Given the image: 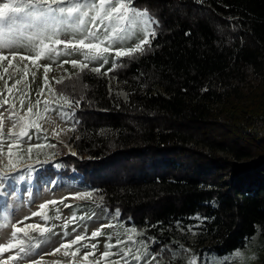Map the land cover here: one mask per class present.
<instances>
[{"label": "trees", "instance_id": "16d2710c", "mask_svg": "<svg viewBox=\"0 0 264 264\" xmlns=\"http://www.w3.org/2000/svg\"><path fill=\"white\" fill-rule=\"evenodd\" d=\"M134 7L158 26L148 51L113 70L129 101L89 69L56 84L80 101L68 140L77 155L59 148L36 180L81 175L168 262L179 248L173 231L197 224L210 252L245 250L264 230V0Z\"/></svg>", "mask_w": 264, "mask_h": 264}, {"label": "rangeland", "instance_id": "374dc122", "mask_svg": "<svg viewBox=\"0 0 264 264\" xmlns=\"http://www.w3.org/2000/svg\"><path fill=\"white\" fill-rule=\"evenodd\" d=\"M2 2V0H0ZM154 19V18H152ZM156 20V19H154ZM157 21V20H156ZM91 25H89L90 27ZM158 24H153L152 27L156 29ZM136 42L135 37L125 41L120 45L123 47L132 46ZM59 48L63 49V45ZM27 53L21 52L20 55ZM80 58L77 56H61L60 60L52 63L46 59L37 62L38 65L51 63V70L48 72V87L43 84L44 70L43 67L33 65L29 60H21L18 55L12 61V67L8 66V62H2V68L8 67V73H0L4 79L0 80V91H3L5 97L9 99V105L0 107V122H2V131L5 136V155L2 157L3 165H7L8 157L6 155L7 143L11 142L8 138V132L11 129L13 133H19L23 126V121L17 123L13 128V122L18 120V116H24L25 120H36L40 125V130L29 128V136L24 137L20 146L19 152L16 148L13 149L14 155L12 157L15 163L18 155L23 156L18 168L15 171L7 173L6 178L0 179V243H7L12 241H24V247L31 248L29 256L19 259L12 264H31V261H40V264H86L83 260L85 251H93L90 247L83 248V244L92 243L97 245L95 256L90 260L99 259L100 254L105 250L106 243L116 244V238L122 243L118 247L112 249L113 252H119L120 249L131 250L136 255L143 256L145 251L144 245H147L149 255L143 256L139 261L134 260L130 255L126 259L129 264H189V261L195 257V264H264V230L260 232L248 243L245 250H239L240 256L236 253L220 257L209 250L207 246L210 244L209 239L201 235L199 231L200 224L191 226L189 228H178L174 230V239L177 241L179 248L174 250L173 259L168 262L157 254L151 253L150 245L147 241L141 239V232L128 233L132 235V243L128 241L127 230L129 229L121 221L120 214H111L101 203L100 198L97 197L95 190L89 185L85 184L83 177L79 174H72L69 177L60 175L57 179H46L43 183H38L36 180L37 169L42 165H48L56 158H52L53 154L64 148L66 152L77 155L76 148L68 143L73 135L74 128V112L68 107L59 108L58 111L44 112L43 101L48 99L51 108H57L53 94L49 92V87L56 90V81L63 78L69 79L78 75L81 70L73 68L72 65L63 64L58 66L64 59ZM122 58L115 57L114 54L108 57V63L101 67V77H106L109 82V91L113 97L118 101H129V92L126 90V85L120 82L113 70L117 68ZM11 59V56H9ZM101 62H93L89 66H100ZM25 66L27 67V75H25ZM1 68V67H0ZM112 68V71H108ZM103 73H107L106 75ZM34 74V75H33ZM11 77V79H9ZM16 80H20V84L16 85L13 93L9 95L4 89V84L7 82L11 86ZM43 89L41 95H37ZM27 94V95H25ZM25 99V106H27L30 99L33 103L37 99L41 100L38 108H34V113L39 111L43 115V119L36 118L33 115L27 114L25 109L20 107L19 100ZM16 107L11 108V104ZM61 105V104H59ZM13 113H18L13 115ZM60 113L66 115L61 118ZM108 133V131L106 132ZM30 137V138H29ZM40 144L42 147L32 148L29 154L27 148L29 145ZM55 145V147H49ZM91 193V197H86L78 194ZM48 201H57L55 205L48 204L44 212L49 219L45 220L42 216H33L32 213L40 211L39 206ZM70 221V223H69ZM29 224H38L49 229L47 233L41 236L38 232H34L26 226ZM13 225L25 228L27 235L24 233H17L12 237ZM101 225H112V227L103 228L104 235L96 239L91 238L92 231L101 228ZM84 235L86 239L81 243L72 246L70 249L61 247L62 244L67 243L76 235ZM31 237V238H30ZM112 239L109 240L108 238ZM143 241V244L140 243ZM39 244V247H34ZM79 247L81 251L73 257L71 253ZM60 248V251L55 249ZM18 249H11L4 253L0 258H6L8 255H15ZM68 252V255H65ZM23 256V254H21ZM156 259L153 260L152 258ZM119 260L120 264H124L119 255L111 256L108 260L101 261V264H110L111 261Z\"/></svg>", "mask_w": 264, "mask_h": 264}, {"label": "snow or ice", "instance_id": "6c2138e0", "mask_svg": "<svg viewBox=\"0 0 264 264\" xmlns=\"http://www.w3.org/2000/svg\"><path fill=\"white\" fill-rule=\"evenodd\" d=\"M134 3L135 0H2L0 2V67H2V62L4 61H7L8 66L12 67V61L19 55L21 60H29L33 65L43 67V84L48 87V72L51 70V63L38 65L37 62L42 59L54 63L60 60L61 56L82 57V59H64L58 65L62 67L63 64L70 63L73 68H79L81 71L89 69L91 63L99 61L101 65L91 67L90 70L100 74L101 67L109 62L108 57L112 54L117 58L134 57L136 54H143L150 49L152 40L156 38V30L152 25L158 24V21L149 16L147 9L141 10L134 7ZM89 25L91 26L89 27ZM133 37H135L136 42L132 46H120ZM60 45H63V49L59 48ZM21 52L27 54L20 55ZM9 56H11V59H9ZM108 71H112V68H109ZM3 72L8 73V67H3ZM103 74L106 75L107 73ZM25 75H27L26 66ZM3 79L4 77L0 76V80ZM20 82V80H16L11 86L5 82L4 89L11 95L13 89ZM56 83H63V78L57 80ZM48 90L53 96H58V99L63 101V104H58L57 108H51L50 101L45 99L43 101L45 113L58 111L59 108L65 106L72 108L74 104L79 106V100L73 101L71 97L63 92H57L50 87ZM42 92L43 89L37 95H41ZM19 103L27 114L39 119L44 118L39 111L35 113L33 111L34 108H38L41 104L40 99H37L35 103L29 99L27 106H25V99L21 98ZM4 105H9V99L4 96L3 91H0V107ZM15 107L14 103L11 104V108L14 109ZM13 115L18 116V113H13ZM60 115L63 118L66 114L60 113ZM20 121L24 123L19 133H13L11 129L8 132V138L11 142L6 145L7 165H3L2 160L5 155V136L2 131V122H0V179L6 178L7 173L15 171L23 160V156L18 155V152L23 138L29 136V128L33 127L37 131L40 130V125L36 123L35 119L25 120L24 116H18V120L13 122V128ZM33 147L40 148L42 145H29L27 148L29 154L32 152ZM49 147H55V145H49ZM14 148L18 150L15 163L12 159ZM2 187L3 185L0 184V188ZM78 195L91 197V193ZM56 203L57 201H48L45 204H41L39 206L40 211L34 212L32 215L42 216L43 219L48 220L49 217L44 212V209L47 208L48 204L55 205ZM12 227L14 229L11 233L12 237H15L17 233L27 235L25 228L15 225ZM26 227L38 232L41 236L49 231V229L38 224H29ZM107 227H112V225H101V228L92 231L91 238L96 239L104 235L102 229ZM136 231V229H128L126 234L135 233ZM85 239L84 235L78 234L67 243L62 244L61 247L70 249ZM108 239L111 240L112 238L109 237ZM128 241L136 243V241H133L131 234H128ZM120 243L122 241L119 236L116 238L115 245L110 242L106 243L104 245L105 250L100 254L99 259L95 260H90V256H95L94 250L97 245L95 243L90 246L83 244V248L88 249L90 247L93 250L85 251L83 260L86 264H101V261L108 260L111 256L119 255L121 260H124V264H129L126 258L130 255L137 261L141 260L143 256L149 255L147 245H144L143 256L132 253L130 249H120L118 253L113 252L112 249L118 247ZM140 243L143 244V241H140ZM34 247H39V244ZM11 249H18V251L15 255L0 258V264H12V262L23 259L31 253V248L24 247V241L10 240L7 243H0V256H3L4 253L9 252ZM55 251H60V248L55 249ZM80 251L81 249L77 247L71 255L75 257ZM68 254V252H65V255ZM236 256H240V253L237 252ZM152 259L155 260L156 258L153 257ZM31 264H40V261L33 260ZM110 264H120V261H111ZM148 264H151V261ZM189 264H195V257L189 261Z\"/></svg>", "mask_w": 264, "mask_h": 264}]
</instances>
